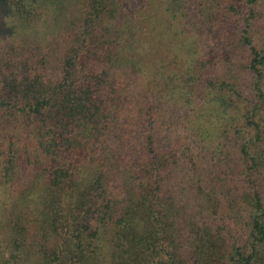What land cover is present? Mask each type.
<instances>
[{"label":"trees","instance_id":"trees-1","mask_svg":"<svg viewBox=\"0 0 264 264\" xmlns=\"http://www.w3.org/2000/svg\"><path fill=\"white\" fill-rule=\"evenodd\" d=\"M76 1L2 0L46 35L0 67V264H264L262 0H205L182 40L183 95L223 113L213 148L136 86L142 0Z\"/></svg>","mask_w":264,"mask_h":264},{"label":"rangeland","instance_id":"rangeland-1","mask_svg":"<svg viewBox=\"0 0 264 264\" xmlns=\"http://www.w3.org/2000/svg\"><path fill=\"white\" fill-rule=\"evenodd\" d=\"M70 1V10H76L80 2L78 3L76 0ZM170 1L155 0L153 6L146 7L145 5L150 3V1L142 0L141 6L144 9L142 14L146 16L147 20V26L143 32L153 42L149 51H143L140 56L147 66L144 67V77L141 76L137 79L136 86L142 89L143 92L149 91V94H152V102L155 104L173 105L176 108V115L183 119L181 122H184L187 127L193 121V123L196 122L198 125V131H202V127L207 128L209 135H206L205 138H208V147L213 148L220 142L218 139L220 136L219 124L222 123L221 117L223 113H220V116L216 115L212 97L201 100L195 98L191 93H188L189 96L185 97L183 95L184 90L181 89L183 86L182 81L184 80L182 77L184 60L190 57L189 53L184 54L181 48L182 40L187 39L191 35L189 41L193 43L195 36L202 37L198 35L197 29L202 23L201 15H207V10L210 8L207 7L205 0H182L183 2L178 7H174L175 9L173 10L172 4H168ZM262 4L264 5V0H262ZM73 14L69 13L71 16ZM151 23L154 26L151 27ZM43 27V22L40 20L32 24L16 25L12 19L5 15L2 8V0H0V67L5 60V53L11 51L10 43L14 41V38L18 39L16 48L21 50L26 46L28 47L27 43H38L39 40L44 38L46 34L43 33ZM50 30H48V33ZM192 33H195L194 38ZM52 36L50 35L49 38L52 39ZM200 87L203 88L204 84L201 83ZM248 91L245 92L246 96H250ZM227 108L228 110L224 114L228 119L234 111H232L231 106ZM166 111L167 108L162 107V113L165 114ZM177 116H166L165 124H170L179 119V116ZM232 128L227 126V131H232L229 136L235 133V128L233 126ZM187 130V128H182L184 137H187L185 134ZM175 137V134L169 132L167 128L160 133L162 141L168 144L174 141ZM179 139L181 141V138ZM241 230L238 228L236 233H240Z\"/></svg>","mask_w":264,"mask_h":264}]
</instances>
